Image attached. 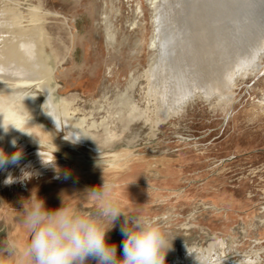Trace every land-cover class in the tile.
Masks as SVG:
<instances>
[{
  "label": "rangeland",
  "instance_id": "rangeland-1",
  "mask_svg": "<svg viewBox=\"0 0 264 264\" xmlns=\"http://www.w3.org/2000/svg\"><path fill=\"white\" fill-rule=\"evenodd\" d=\"M0 21L1 48L29 45L26 85L0 91V149L22 156L0 169V242L27 243L34 194L91 209L106 181L161 219L165 264H264V0H0Z\"/></svg>",
  "mask_w": 264,
  "mask_h": 264
},
{
  "label": "clouds",
  "instance_id": "clouds-1",
  "mask_svg": "<svg viewBox=\"0 0 264 264\" xmlns=\"http://www.w3.org/2000/svg\"><path fill=\"white\" fill-rule=\"evenodd\" d=\"M11 143L16 147L15 139ZM21 158L19 151L8 155L0 149V169L17 165ZM10 182L11 178L6 180ZM87 194L94 201L91 209L73 207L64 199L52 211L34 194L24 203L20 220L30 238L23 248L12 240L0 242V264H165L172 240L160 218L126 212L106 181ZM121 216L118 256L117 245L108 243L107 234Z\"/></svg>",
  "mask_w": 264,
  "mask_h": 264
},
{
  "label": "bare ground",
  "instance_id": "bare-ground-1",
  "mask_svg": "<svg viewBox=\"0 0 264 264\" xmlns=\"http://www.w3.org/2000/svg\"><path fill=\"white\" fill-rule=\"evenodd\" d=\"M36 7V6H35ZM9 9V8H8ZM4 10V9H3ZM31 11V10H30ZM21 12V11H20ZM19 13V12H18ZM2 14V13H1ZM2 16V15H1ZM19 16V15H18ZM2 20V19H1ZM13 20V19H12ZM35 20H37V19H35ZM34 19H33V21H35ZM6 21V20H5ZM8 21V20H7ZM22 21V20H21ZM4 21H0V25L3 23ZM17 22V21H16ZM9 23V22H8ZM14 23V22H13ZM5 24V23H4ZM16 24V23H15ZM7 24H5V26H6ZM23 26V25H22ZM7 27V26H6ZM38 27V26H37ZM33 28V27H32ZM7 29V28H6ZM14 29V28H13ZM8 30H9V27H8V29H7V32H8ZM38 30V29H37ZM14 31H16V30H14ZM20 31H21V29H20ZM32 31H35V28H34V30H32ZM19 32V31H18ZM28 32V31H27ZM40 32V31H39ZM14 33V32H13ZM23 33V32H22ZM32 33H34V36H35V32H32ZM41 33V32H40ZM40 33L38 34V36L40 35ZM10 34H12V32L10 33ZM18 34V33H17ZM20 34V33H19ZM25 34V33H24ZM15 35V34H14ZM23 35V34H22ZM42 35V34H41ZM4 36V35H3ZM3 36L1 37L2 39H3ZM11 36V35H10ZM31 36V35H30ZM37 36V35H36ZM19 37V36H18ZM10 38H13V36L12 37H10ZM17 38V37H16ZM26 38V37H25ZM29 38H31V37H28V40H29ZM32 38H33V36H32ZM31 38V40H29V42H31L33 39ZM6 39H8V38H6ZM5 39V40H6ZM20 39V38H19ZM36 39H37V37H36ZM4 40V41H5ZM11 40V39H10ZM28 40H27V42H28ZM2 41V40H1ZM39 41V40H38ZM41 41V40H40ZM39 41V42H40ZM22 42V40L21 41H15V38H14V40H11L10 42H9V40H8V43H7V45H5L3 48H1L0 49V91H4V92H6V93H8V95L9 96H11L12 95V86H14V84H22V85H26V82H24V80L25 79H22V78H20V79H16L17 81H15L14 80V75H17V74H14V73H17V72H20V74H26V72L28 73V71L29 70H27V68L26 67H24L23 66V68H17L16 66H15V62H17L18 61V63H23V64H26V61H27V52H28V46H26L24 43V47H23V49H20V45L22 44L21 43ZM34 42H36V40L34 41ZM3 44H6V43H3ZM3 44H2V46H3ZM27 44H29V43H27ZM36 44V43H35ZM39 44V43H38ZM22 48V47H21ZM39 49V48H38ZM19 52L20 53V56L19 57H17L15 54H16V52ZM31 53V52H30ZM31 54H34V52H32ZM30 54V55H31ZM48 54V53H47ZM46 55V54H45ZM48 56V55H47ZM35 57V56H34ZM38 57V56H37ZM36 57V58H37ZM40 58V57H39ZM38 59V58H37ZM37 59H35V60H37ZM41 61V60H40ZM30 62V61H29ZM31 63H29L28 65H30ZM21 66V65H20ZM31 66V65H30ZM33 67V66H32ZM32 67H30V68H32ZM31 71V70H30ZM14 74V75H13ZM15 77H17V76H15ZM56 85V84H55ZM53 95H56V94H54L53 93ZM15 97V96H14ZM51 97H52V95H51ZM48 98V97H47ZM58 99V98H57ZM13 100H15V99H13ZM56 101V100H55ZM5 103V102H4ZM11 103H12V100H8V102L6 103V105H7V108H8V112H10V114H11V111H12V105H11ZM50 105V104H49ZM40 106V105H39ZM43 113V112H42ZM48 113H49V111H48ZM2 114V112H0V115ZM54 116V115H53ZM63 116V115H62ZM54 118H56V117H54ZM63 118V117H62ZM52 122V121H51ZM56 122V121H55ZM16 124V123H15ZM66 124V123H65ZM61 125V124H60ZM7 129V128H6ZM2 133V132H1ZM6 133V132H5ZM9 133V132H8ZM7 133V134H8ZM72 135H73V133H72ZM75 136V135H74ZM13 140V139H12ZM16 140V139H15ZM10 142V141H9ZM10 147L12 148L13 147V145H12V143H10Z\"/></svg>",
  "mask_w": 264,
  "mask_h": 264
}]
</instances>
